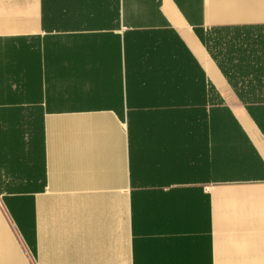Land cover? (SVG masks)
<instances>
[{"label": "crops", "instance_id": "0c3cea01", "mask_svg": "<svg viewBox=\"0 0 264 264\" xmlns=\"http://www.w3.org/2000/svg\"><path fill=\"white\" fill-rule=\"evenodd\" d=\"M0 264H264V0H0Z\"/></svg>", "mask_w": 264, "mask_h": 264}]
</instances>
